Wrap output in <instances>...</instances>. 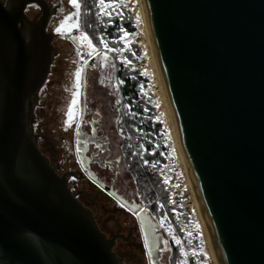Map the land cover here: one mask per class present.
Masks as SVG:
<instances>
[{
    "label": "water",
    "instance_id": "95a60500",
    "mask_svg": "<svg viewBox=\"0 0 264 264\" xmlns=\"http://www.w3.org/2000/svg\"><path fill=\"white\" fill-rule=\"evenodd\" d=\"M29 2L41 6L39 19L25 14ZM144 4L215 259L264 264V0ZM51 14L45 0H0V264H121L34 133L57 54Z\"/></svg>",
    "mask_w": 264,
    "mask_h": 264
},
{
    "label": "flooded vegetation",
    "instance_id": "af4514ba",
    "mask_svg": "<svg viewBox=\"0 0 264 264\" xmlns=\"http://www.w3.org/2000/svg\"><path fill=\"white\" fill-rule=\"evenodd\" d=\"M7 1L1 0L4 5ZM45 1L52 10L46 30L53 34L52 44L57 54L33 112L39 148L49 157L56 171L61 176L66 175L69 189L92 212L99 228L108 238L114 239L113 250L122 260L121 264H175V251L168 252L159 222L161 211L154 200L151 202V155L147 159L138 151L134 126L124 116L121 85L110 84L119 78V73L102 71L99 53L85 60L79 86L75 80L72 94L59 89L63 73L62 70L56 72L57 88L53 92L57 99L61 96L64 103L69 101L72 109L70 132L56 140L42 130L46 115L39 114L48 105V97L43 99L44 87L53 63L60 56L57 43H61L57 40L81 45L78 37L81 30L69 34L57 29L62 24L75 22L83 13L79 0L78 9L71 0ZM25 14L37 20L43 11L38 3L29 2ZM68 17L71 19H66ZM103 82L107 84V90L101 85ZM74 92H78L77 103L72 105ZM145 158L149 160L148 164Z\"/></svg>",
    "mask_w": 264,
    "mask_h": 264
},
{
    "label": "rangeland",
    "instance_id": "374dc122",
    "mask_svg": "<svg viewBox=\"0 0 264 264\" xmlns=\"http://www.w3.org/2000/svg\"><path fill=\"white\" fill-rule=\"evenodd\" d=\"M79 1L82 2L80 11L83 12L80 17L57 29L69 34L81 30L78 35L81 45L78 47L61 40H57L61 44L56 42L60 56L53 63L51 75L44 87L43 99L48 97V105L39 114L46 115L43 132L56 140L70 132L69 101L66 97L67 102L64 103L62 97L57 99L53 92L57 88L56 72L62 70L63 73L58 84L59 89L72 94L75 73L83 69L87 58L99 53L102 71L109 70L115 74L121 70L130 83L134 84L136 96L123 98L124 116L129 120L134 116L132 122L136 143L147 159L149 155L153 156L150 160L151 168L157 171L163 183L162 192L167 193V198L163 200L155 188V196L151 202L154 200L161 211L159 222L165 233L168 252L175 251L173 261L175 264H217L159 84L140 0H104L105 5H110L106 9H102L99 0H91L89 4L94 14L91 19L96 21L95 24L88 22L84 1ZM106 13H111V16ZM108 28H113L110 36L105 32ZM85 36L87 39H84ZM65 39L68 40L67 37ZM114 80L116 82L110 81V84L122 85L126 82L122 77ZM101 85L107 90L105 82ZM147 159L146 164L149 163Z\"/></svg>",
    "mask_w": 264,
    "mask_h": 264
},
{
    "label": "trees",
    "instance_id": "16d2710c",
    "mask_svg": "<svg viewBox=\"0 0 264 264\" xmlns=\"http://www.w3.org/2000/svg\"><path fill=\"white\" fill-rule=\"evenodd\" d=\"M89 2L91 3V0H88V1L85 0V3H84L85 15L87 16L86 18H88V22L89 23L91 22V23L95 24L96 21H94V20L91 19V17L93 18V15L94 14H93V11L91 10L92 6L89 4ZM112 30H113V28H108V29L105 30V32L107 34H109V36H110ZM100 31H102V28H100ZM117 72L119 73V74H117L118 77L119 78L122 77L126 81L124 84L121 85V88H122V97L123 98H133V97H135L136 96V93H135L134 84L133 83H130V81L128 80V78L125 77V75H123V73H122L121 70H119ZM133 119H134V116L131 119V121H133ZM132 124H133V122H132ZM131 128H132V126H131ZM138 151L141 153V149H139ZM151 158H153L152 155H151ZM162 185H163V183L161 182V179H160L157 171L151 168V199H153L154 196H155L154 191H153L155 188H156L155 190H158V192L162 196V199L163 200H165L167 198V193L166 192H162Z\"/></svg>",
    "mask_w": 264,
    "mask_h": 264
},
{
    "label": "bare ground",
    "instance_id": "6f19581e",
    "mask_svg": "<svg viewBox=\"0 0 264 264\" xmlns=\"http://www.w3.org/2000/svg\"><path fill=\"white\" fill-rule=\"evenodd\" d=\"M140 4L142 5V9H143V13L145 14V19H146V30H147V36H148V40H149V43H150V49L153 51V53H154V50H153V46H152V42H151V37H150V33H149V28H148V22H147V11H146V8H145V4H144V0H140ZM153 57H154V62H155V64H156V60H155V55L153 54ZM156 68H157V75H158V78H159V84H160V87H161V90H162V92H163V94H164V97H165V93H164V88H163V84H162V81H161V78H160V75H159V71H158V67H157V64H156ZM165 100H166V97H165ZM166 103H167V100H166ZM167 107H168V104H167ZM168 109H169V107H168ZM169 114H170V111H169ZM170 119H171V122H172V118H171V114H170ZM172 124V123H171ZM174 130H175V128H174ZM175 134H176V138H177V133H176V131H175ZM177 140V143H178V147L181 149V147H180V144H179V141H178V138L176 139ZM182 151V150H181ZM181 155H182V157H183V154L181 153ZM183 163L185 164V161H184V158H183ZM185 166V168H186V165H184ZM187 171V170H186ZM190 177V176H189ZM191 180V179H190ZM192 184V183H191ZM191 187H192V190H193V194H194V196H195V199H196V194H195V191H194V187H193V185H191ZM196 202H197V199H196ZM198 204V203H197ZM200 210V209H199ZM201 212V211H200ZM202 215V214H201ZM203 218V217H202ZM203 221H204V219H203ZM204 223H205V221H204ZM206 227V226H205ZM206 231H207V237H208V242H209V244H210V247H211V249H212V245H211V241H210V238H209V234H208V230H207V228H206ZM212 251H213V249H212ZM217 263V262H216ZM218 264V263H217Z\"/></svg>",
    "mask_w": 264,
    "mask_h": 264
},
{
    "label": "snow or ice",
    "instance_id": "6c2138e0",
    "mask_svg": "<svg viewBox=\"0 0 264 264\" xmlns=\"http://www.w3.org/2000/svg\"><path fill=\"white\" fill-rule=\"evenodd\" d=\"M71 3L78 9L79 8V4L77 2V0H71ZM99 5L102 7V9H106L107 7H110V5H105L104 3V0H99ZM107 15L111 16V13H106ZM75 15V14H74ZM66 19H71V17H68ZM63 26V24H62ZM76 27H79L78 24L75 25ZM59 30V29H58ZM84 39H87V37L85 36ZM89 46H91V43L89 41ZM106 46V45H105ZM80 76H81V70H77V72L75 73V77H76V80H77V87L79 86V79H80ZM78 95V92H74L73 93V100H72V105H75L77 103V100L75 99V97ZM68 115H69V119H71L72 117V109L71 107L69 108V112H68ZM145 163H147V161H145ZM177 243H179V241H177Z\"/></svg>",
    "mask_w": 264,
    "mask_h": 264
}]
</instances>
